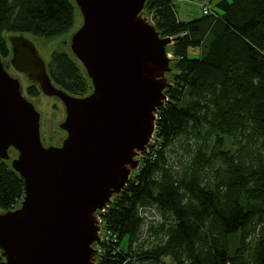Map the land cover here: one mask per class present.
<instances>
[{"label": "trees", "instance_id": "16d2710c", "mask_svg": "<svg viewBox=\"0 0 264 264\" xmlns=\"http://www.w3.org/2000/svg\"><path fill=\"white\" fill-rule=\"evenodd\" d=\"M208 4L214 14L183 22L172 0H147L158 32L174 38L175 85L157 112L154 142L103 214L117 239L100 244L97 264H264V0ZM78 12L74 0H0L1 59L11 56L8 35L63 37ZM191 49L201 56L190 58ZM47 66L68 94L91 92L70 49L54 51ZM27 94L42 95L33 83ZM23 196V181L0 161V212Z\"/></svg>", "mask_w": 264, "mask_h": 264}, {"label": "water", "instance_id": "95a60500", "mask_svg": "<svg viewBox=\"0 0 264 264\" xmlns=\"http://www.w3.org/2000/svg\"><path fill=\"white\" fill-rule=\"evenodd\" d=\"M74 3L83 22L70 50L91 82L88 95L57 87L29 36L7 38L11 68L63 106L60 146L44 145L41 113L0 57V161L24 185L20 207L0 212V264H96L97 213L139 168L168 101L173 39L145 16L147 0Z\"/></svg>", "mask_w": 264, "mask_h": 264}, {"label": "rangeland", "instance_id": "374dc122", "mask_svg": "<svg viewBox=\"0 0 264 264\" xmlns=\"http://www.w3.org/2000/svg\"><path fill=\"white\" fill-rule=\"evenodd\" d=\"M206 4H208V3H203L200 5V12L202 11V7ZM211 6L213 8V5H211ZM145 16L151 22V18H149L150 15L147 16L145 13ZM82 22H83L82 17L78 12V14L76 15L75 25L73 26L71 31L69 33H67L66 35H64L63 37H59V38H55V39H39V38H33V37H30V38L36 43L37 47L39 48V50L41 52V55L43 56V58L47 62L49 56H51V54L54 51L59 50V49H65V50L69 51V49H70V37L80 28V26L82 25ZM8 36H10V35H8ZM8 36H7V38H8ZM172 39L174 40V38H172ZM173 44H174V41H173ZM172 47H173V45H171L168 48V54H169V57L171 58V60H173L172 53L170 52ZM199 56H201V49H194V50L191 49L189 51V57L190 58L194 59V58H198ZM9 60L10 59H5V60H3V62L6 63L9 72L13 76L20 78V80L23 84L25 96L35 104L37 110L41 113V136H42V140H43L44 145L45 146H50V145L60 146L62 140L66 137V133L64 131L56 128L58 123H60L64 120V109H63L62 104L60 103V101H58L56 99L47 98L44 95H40V96H36V97H31L30 95H28L27 89L31 85V82L28 81L24 76L18 75L11 68V66L9 64ZM171 68H172L171 73H169L167 75L168 82L171 85L170 88L175 85L173 78H174V75L177 73L176 70L174 69L173 63H171ZM214 138H215V136H212L211 138H207L208 139L207 140L208 141V144H207L208 145V152L211 150V148L213 146ZM226 141H227L226 149H229L228 143L231 141V139L226 138ZM11 156L13 158H15L17 156V153L14 151L11 152ZM175 159H177V157H175ZM238 238L240 239V233L233 236V238H232L231 255L234 254V252L236 251V249L238 247ZM127 243H128V240L125 239L122 242V247L126 248ZM95 249L98 251V255H100L101 253H99V251L101 249V246L99 243H97V245H95ZM98 259H99V257L97 256V261H98ZM165 262L167 264L170 263L169 259H166Z\"/></svg>", "mask_w": 264, "mask_h": 264}, {"label": "crops", "instance_id": "0c3cea01", "mask_svg": "<svg viewBox=\"0 0 264 264\" xmlns=\"http://www.w3.org/2000/svg\"><path fill=\"white\" fill-rule=\"evenodd\" d=\"M209 2L211 0H172V5L178 20L190 22L202 17L200 5Z\"/></svg>", "mask_w": 264, "mask_h": 264}, {"label": "built area", "instance_id": "2783aa9c", "mask_svg": "<svg viewBox=\"0 0 264 264\" xmlns=\"http://www.w3.org/2000/svg\"><path fill=\"white\" fill-rule=\"evenodd\" d=\"M211 14H214V10H213L212 6L209 5V4L204 5L202 7L201 15L202 16H208V15H211ZM156 132H157V127H156L155 132H154V134L152 136L150 145L155 140ZM150 145L148 146V148L150 147ZM148 148H147V150H148ZM133 173H132V175H133ZM132 175H131V177H132ZM131 177H130V179H131ZM108 206L104 210H102V211H100V212L97 213V218H98L99 228H100V230H99V237H100L99 244H101L103 242H110L111 240L115 241L117 239V237L112 233V231H110L109 229L106 228V225L104 223L103 214L106 211V209L108 208ZM101 252L102 251L100 249L99 253H101ZM98 257H99V255H98ZM97 262L98 261H96V264H97Z\"/></svg>", "mask_w": 264, "mask_h": 264}]
</instances>
